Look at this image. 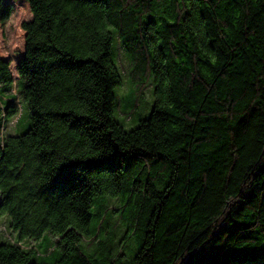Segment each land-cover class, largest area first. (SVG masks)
Wrapping results in <instances>:
<instances>
[{"label": "trees", "instance_id": "trees-1", "mask_svg": "<svg viewBox=\"0 0 264 264\" xmlns=\"http://www.w3.org/2000/svg\"><path fill=\"white\" fill-rule=\"evenodd\" d=\"M20 7L17 80L0 51V264H47L46 234L50 264H120L101 236L123 228L132 264H264V0H0L4 41ZM125 78L155 97L130 131ZM14 88L31 126L6 136ZM101 197L120 205L94 223Z\"/></svg>", "mask_w": 264, "mask_h": 264}, {"label": "rangeland", "instance_id": "rangeland-1", "mask_svg": "<svg viewBox=\"0 0 264 264\" xmlns=\"http://www.w3.org/2000/svg\"><path fill=\"white\" fill-rule=\"evenodd\" d=\"M21 18L19 22L14 26L11 33L8 34L6 41L1 36L0 33V51L1 54L6 58L10 59L12 61V72L14 74L15 80H17V76L15 74V63L16 58H18V55L23 51L24 49V34L22 31H20V21L24 19H28L26 9L23 7L18 8ZM24 16V17H22ZM7 42L6 44H4ZM120 41L117 39V37L114 35L113 37V46L111 50V60L112 62L117 66V68L121 71H126L125 74H127L129 70V61L126 58V55L123 51L120 49ZM18 54V55H17ZM131 81H127L125 78L124 85L118 90V94L120 97H123V104L122 108L118 109V111L115 112L114 117L115 119L124 127L125 130L130 131L137 127L139 119L143 118L145 115H148L151 110L152 106L155 102V97L153 95L152 91L146 90L145 94L143 96L140 95L141 92H138L136 88L130 86L128 83ZM20 90V86H19ZM13 94L17 95L16 99L14 100L15 104H18L19 107V114L17 117L13 119H8L5 126V135L9 136H17L24 134L27 132V130L31 126V119H30V111L27 107V105L20 100L19 95L16 92V88L13 90ZM1 105V104H0ZM129 106H131L129 108ZM134 106V107H132ZM128 110V111H127ZM134 110V113L131 114V112ZM3 139V136L0 135V140ZM120 203L119 200L116 198H110V197H101L98 198L93 207V220L94 223H96L100 216L99 213H101V207L105 206L102 210L106 211L102 214L103 217H106V219H109L112 214V209H117L119 207ZM4 220L0 223V228H3L5 226ZM125 228H123V231L120 232V235L116 238L113 237V235H102L101 238L104 239V242L109 246L110 249L113 251V255L120 253L123 251V257L118 262L120 264H132L133 261V255L134 250L136 248L135 241L132 237L127 238L126 240H123L125 236ZM55 240L53 237L49 234H46L39 242H31L36 248H38L40 255L44 256V258H41L40 261H43L47 264L52 263L54 260L57 259L58 255L57 253H53L52 255L45 256L44 252L46 248H49L53 246ZM95 247H90L86 250V253L94 255L95 253ZM106 256V254H105ZM103 257V256H100Z\"/></svg>", "mask_w": 264, "mask_h": 264}]
</instances>
